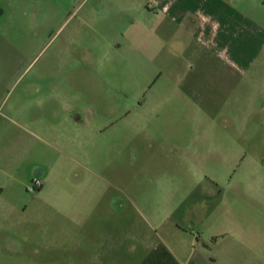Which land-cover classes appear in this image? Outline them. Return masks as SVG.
Returning <instances> with one entry per match:
<instances>
[{
    "label": "rangeland",
    "instance_id": "1",
    "mask_svg": "<svg viewBox=\"0 0 264 264\" xmlns=\"http://www.w3.org/2000/svg\"><path fill=\"white\" fill-rule=\"evenodd\" d=\"M93 1L0 0V264H138L164 238L158 222L183 224L202 247L224 215L259 228L260 252L203 254L264 264V61L247 91L229 85L200 107L160 77L155 49L94 46ZM50 93L69 95L59 105L78 113L82 146L44 144L74 134L50 126ZM43 167L59 188L28 191ZM90 185L98 207L80 248L76 203H92Z\"/></svg>",
    "mask_w": 264,
    "mask_h": 264
},
{
    "label": "crops",
    "instance_id": "2",
    "mask_svg": "<svg viewBox=\"0 0 264 264\" xmlns=\"http://www.w3.org/2000/svg\"><path fill=\"white\" fill-rule=\"evenodd\" d=\"M88 13L97 16V23L91 26L97 37L94 46L119 47V40H127L135 47L155 49L157 61L162 65L160 77L171 78L173 89L179 95L197 97L200 107L208 105L209 109L211 97L223 94L229 85L231 92L247 91L262 77L249 70L264 61V0H94ZM108 18L116 36L103 25ZM81 29L78 25L73 33L81 34ZM76 42L77 47H86L84 41ZM180 60L184 61L186 70H179ZM45 96L51 103L47 113L52 129L70 125L74 134L65 136L55 129L51 140H44V144L82 146L78 113L61 111L69 95L50 93ZM66 156L69 155L66 153ZM87 171L92 175L95 173L90 168ZM36 172L43 180L42 189L52 193L59 188L53 182V189H49L52 175L46 168ZM93 190L90 185L89 201L92 199V203H76V237L80 248H83V239L94 228L98 203H94ZM56 204H60L61 212L66 213L62 211L66 208L65 203ZM61 220L69 219L63 217ZM158 225L164 238L158 235L138 264H220L217 253L205 255L201 250L212 252L219 245L225 255L243 256L246 247L249 255L260 252L254 241L260 239L259 228L248 227L247 230L242 226L243 222L225 215L215 221L216 232L210 236V245L203 242L202 247L198 244L199 236L193 240L183 224L164 219ZM66 230L64 235L70 236V229Z\"/></svg>",
    "mask_w": 264,
    "mask_h": 264
},
{
    "label": "built area",
    "instance_id": "3",
    "mask_svg": "<svg viewBox=\"0 0 264 264\" xmlns=\"http://www.w3.org/2000/svg\"><path fill=\"white\" fill-rule=\"evenodd\" d=\"M42 184H43V180L41 179L39 175L36 174L31 179V183L28 187V191H34L36 189H39L42 186Z\"/></svg>",
    "mask_w": 264,
    "mask_h": 264
}]
</instances>
